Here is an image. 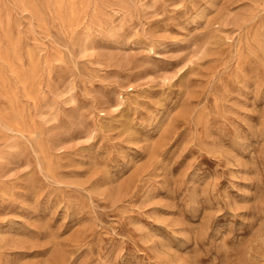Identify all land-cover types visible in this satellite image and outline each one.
I'll return each instance as SVG.
<instances>
[{
  "label": "rangeland",
  "instance_id": "1",
  "mask_svg": "<svg viewBox=\"0 0 264 264\" xmlns=\"http://www.w3.org/2000/svg\"><path fill=\"white\" fill-rule=\"evenodd\" d=\"M0 264H264V0H0Z\"/></svg>",
  "mask_w": 264,
  "mask_h": 264
}]
</instances>
